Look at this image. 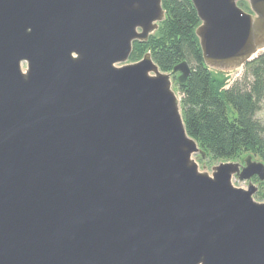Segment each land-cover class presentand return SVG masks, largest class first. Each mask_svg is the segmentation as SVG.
<instances>
[{
    "label": "water",
    "instance_id": "1",
    "mask_svg": "<svg viewBox=\"0 0 264 264\" xmlns=\"http://www.w3.org/2000/svg\"><path fill=\"white\" fill-rule=\"evenodd\" d=\"M192 3L210 70L264 52V0ZM165 19L162 0H0V264H264V163L201 169L173 87L189 63L128 62Z\"/></svg>",
    "mask_w": 264,
    "mask_h": 264
},
{
    "label": "trees",
    "instance_id": "2",
    "mask_svg": "<svg viewBox=\"0 0 264 264\" xmlns=\"http://www.w3.org/2000/svg\"><path fill=\"white\" fill-rule=\"evenodd\" d=\"M166 19L147 42H135L130 59L148 51L164 72L187 61L191 67L185 84L173 83L181 98L188 134L207 153L209 163L242 161L247 155L264 163V52L247 62L242 77L229 82L228 74L210 70L204 63L196 35L201 21L192 0H162ZM239 5L249 11L246 1ZM254 181L259 182L257 177ZM256 197L264 200V182Z\"/></svg>",
    "mask_w": 264,
    "mask_h": 264
},
{
    "label": "rangeland",
    "instance_id": "3",
    "mask_svg": "<svg viewBox=\"0 0 264 264\" xmlns=\"http://www.w3.org/2000/svg\"><path fill=\"white\" fill-rule=\"evenodd\" d=\"M138 61V60H137ZM128 62H136V61H132L131 59H129ZM244 74V69L243 67L238 69V70H235L231 73H228V77H229V82H232L234 81L235 79H238L240 77H242ZM173 87H174V83H173ZM175 89V87H174ZM176 90V89H175ZM178 93V92H177ZM179 94V93H178ZM258 117L260 119H262L264 121V105H263V108L262 110L259 112L258 114ZM198 161H199V164H200V168L202 169L203 166H206V169L210 172L211 171V167L217 163H209L208 159H201L200 157L198 158ZM254 181V180H253ZM234 184L238 187H244V188H247L248 186V181H240L239 179L235 178L233 180ZM255 183H258L257 181H254ZM255 199L257 201H260V202H264V200H260L258 199L256 196H255Z\"/></svg>",
    "mask_w": 264,
    "mask_h": 264
},
{
    "label": "flooded vegetation",
    "instance_id": "4",
    "mask_svg": "<svg viewBox=\"0 0 264 264\" xmlns=\"http://www.w3.org/2000/svg\"><path fill=\"white\" fill-rule=\"evenodd\" d=\"M255 178H253V180H254Z\"/></svg>",
    "mask_w": 264,
    "mask_h": 264
}]
</instances>
